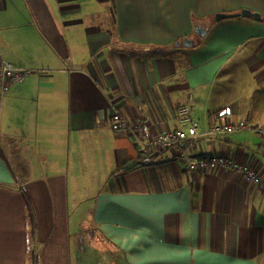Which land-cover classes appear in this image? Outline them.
I'll return each mask as SVG.
<instances>
[{"label":"crops","instance_id":"0c3cea01","mask_svg":"<svg viewBox=\"0 0 264 264\" xmlns=\"http://www.w3.org/2000/svg\"><path fill=\"white\" fill-rule=\"evenodd\" d=\"M244 9L263 20L212 23ZM0 53L33 72L0 95L1 127L25 148H8L13 170L0 141V264H93V254L107 264H264L263 188L212 162L187 168L225 157L264 183L263 137L204 134L264 125V0H2ZM184 106L197 145L141 156L122 120L157 135L180 127ZM87 185H100L94 220L111 244L74 252L67 187ZM24 190L37 224L31 256Z\"/></svg>","mask_w":264,"mask_h":264},{"label":"built area","instance_id":"2783aa9c","mask_svg":"<svg viewBox=\"0 0 264 264\" xmlns=\"http://www.w3.org/2000/svg\"><path fill=\"white\" fill-rule=\"evenodd\" d=\"M2 1V0H0ZM33 74L32 71L22 67H17L8 61H4L0 53V95L2 96L8 89V84L19 83L25 80L27 77ZM180 127L173 129L172 131H164L157 135L148 136L145 130L146 121L140 122L137 127H131L126 120H122L124 131L132 134L137 139L139 144L140 155L147 157L150 152H159L166 149H172L176 146L194 148L198 139L201 136L198 126L193 121V116L188 106H184L178 110ZM254 131L259 137L264 138V125L260 127H254L249 124H215L206 129L204 134L207 136H221L223 134L235 133L241 131ZM182 157L187 160L188 155L182 150ZM218 164L222 167H227L231 171L238 173L242 178L251 182L254 186L263 188L264 195V183L263 178L257 170L253 167L246 165L235 164L232 159L229 158H211V160L199 159V160H187V168L192 172H198L209 166V163Z\"/></svg>","mask_w":264,"mask_h":264},{"label":"rangeland","instance_id":"374dc122","mask_svg":"<svg viewBox=\"0 0 264 264\" xmlns=\"http://www.w3.org/2000/svg\"><path fill=\"white\" fill-rule=\"evenodd\" d=\"M221 13V12H218ZM240 13V12H239ZM225 14H238V13H225ZM216 16L213 17V22H216ZM195 38L200 40V37L197 33H194ZM182 44H184V40L182 39ZM201 41V40H200ZM184 46V45H183ZM185 47V46H184ZM3 100L0 99V106L2 105ZM1 116L2 111H0V122H1ZM1 124H0V141H1V147L5 149V156L7 160L9 161L11 168L14 170L16 169L17 164L14 165L13 161V155L10 153V149H8L11 145H15L16 147L18 145H21L20 148L24 151L22 148L23 141L19 140L16 137H13L14 139L13 143L10 141V137L7 136V133L3 131ZM11 135H14L13 133ZM74 151V153H73ZM75 155V149L71 151V156ZM23 168H26L23 170V176H22V184L27 179H30L31 173L29 172L28 164L25 162L23 163ZM76 168V161L73 159L70 160L69 164V170L73 173L74 169ZM40 171L36 172L33 176L36 177V175L39 174ZM100 185H87V186H74V187H67V196L68 199V211H69V228H70V239H71V246L72 250L74 252L82 251L83 248H90L93 247H103V246H109L111 243L106 240V238L103 235V232L101 233L99 227H97L96 222L94 220V201L96 199L97 194L100 192ZM25 191V190H24ZM22 191V192H24ZM66 192V191H65ZM33 246V242L31 245V248ZM33 249V248H32ZM84 249V253H85ZM94 251V250H93ZM33 253V252H32ZM31 253V255H32ZM30 255V256H31ZM78 258V255H77ZM85 258V256H84ZM94 262L93 264H107L109 257L108 254H93ZM77 264V263H75Z\"/></svg>","mask_w":264,"mask_h":264},{"label":"water","instance_id":"95a60500","mask_svg":"<svg viewBox=\"0 0 264 264\" xmlns=\"http://www.w3.org/2000/svg\"><path fill=\"white\" fill-rule=\"evenodd\" d=\"M235 17H246V18H251V19H256L257 21H262L263 18L261 16L260 13L257 12H251L249 10H242L240 13L238 14H225V13H217L216 16V22H220V21H224V20H228L230 18H235ZM208 29L207 27H204L202 24L201 25H196V33L201 37V38H205L207 35ZM184 46L186 48L192 49L194 48V46L196 45L194 40H191L189 38H184ZM178 46L181 45V43L177 44Z\"/></svg>","mask_w":264,"mask_h":264},{"label":"trees","instance_id":"16d2710c","mask_svg":"<svg viewBox=\"0 0 264 264\" xmlns=\"http://www.w3.org/2000/svg\"><path fill=\"white\" fill-rule=\"evenodd\" d=\"M0 82H1V76H0ZM20 182V181H19ZM24 198H25V208L27 211V236H28V250L29 254L33 252V249L31 248L32 242L34 240L35 230H36V223H35V213L33 210V205L31 199L28 197L26 192H23Z\"/></svg>","mask_w":264,"mask_h":264}]
</instances>
